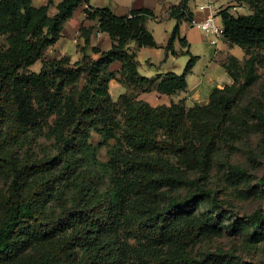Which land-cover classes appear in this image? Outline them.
Returning a JSON list of instances; mask_svg holds the SVG:
<instances>
[{
    "label": "trees",
    "instance_id": "1",
    "mask_svg": "<svg viewBox=\"0 0 264 264\" xmlns=\"http://www.w3.org/2000/svg\"><path fill=\"white\" fill-rule=\"evenodd\" d=\"M31 2L0 0V174L6 184L0 188V264H198L187 248L210 232L207 220L193 215L209 192L180 172H206L242 92L259 77L264 0H244L248 15L218 13L223 37L245 59L231 84L213 88L207 104L189 108L182 99L157 106L137 99L140 92L185 90L196 62L185 51L189 60L181 74L138 73L137 49L157 47L145 28L152 11L118 16L89 0H60L49 16V3ZM81 4L87 5L86 20L95 22L79 28L81 58L46 56ZM167 15L175 26L164 49L177 55L176 40L187 46L179 26L193 20L187 0ZM93 32L111 40L107 51L91 47L96 59L86 53ZM114 62L121 66L117 72L109 69ZM111 79L129 90L115 101L108 93ZM254 117L264 129V113ZM93 133L103 139L106 160L97 155ZM258 183L264 188V175ZM175 184L195 189L182 197L162 190ZM212 206H218L214 199ZM243 218L253 233L264 227V210ZM25 243L39 252L22 253Z\"/></svg>",
    "mask_w": 264,
    "mask_h": 264
},
{
    "label": "rangeland",
    "instance_id": "2",
    "mask_svg": "<svg viewBox=\"0 0 264 264\" xmlns=\"http://www.w3.org/2000/svg\"><path fill=\"white\" fill-rule=\"evenodd\" d=\"M260 53L259 77L242 92L227 121L226 140L211 154L206 172L198 169L180 172L182 178L197 181L209 192L196 202L193 215L206 219L210 232L187 248L198 264H264V227L253 233L243 218L255 210H264V188L258 183L264 175V129L254 117L257 112L264 113V51ZM39 67L40 63H36L31 69L38 71ZM91 141L98 148V157L106 160L103 139L93 133ZM236 169L247 177H241ZM0 188H6L1 174ZM194 189L193 185L175 184L162 190L182 197ZM213 199L217 207L212 206ZM163 204L161 198L157 205ZM38 250L33 244L25 243L22 253L35 255Z\"/></svg>",
    "mask_w": 264,
    "mask_h": 264
},
{
    "label": "crops",
    "instance_id": "3",
    "mask_svg": "<svg viewBox=\"0 0 264 264\" xmlns=\"http://www.w3.org/2000/svg\"><path fill=\"white\" fill-rule=\"evenodd\" d=\"M50 1V2H49ZM180 0H89L93 8L109 7L115 15L124 16L132 9H147L153 12L154 17L145 21V28L151 34L157 47H141L136 51L138 61V73L148 78L158 74H181L189 60L184 52L189 51L196 57V62L191 72L186 77L185 90L173 95H165L156 91L140 92L137 99L145 101L152 106L169 105L171 102L184 100L186 108L194 104H207L209 94L213 88H222L233 82L232 73L244 61V51L230 44L223 36L214 37L211 33H205L197 28L194 23L202 22L209 17H214L215 23L222 27L219 12L227 9L231 15L251 14V8L244 0H187L189 11L192 13L191 23L182 22L179 26L180 38L187 42L183 47L179 40L174 42V50L177 55H166L164 47L175 26V19L168 17L167 11ZM60 0H32L34 7L49 3L48 15L53 16ZM86 4H81L75 9L72 16L63 23L61 37L52 46L45 50L48 57H60L66 55L71 62L81 58L79 45L82 38L79 37V28L92 26L94 21H87L84 9ZM203 8H200L202 7ZM214 41V43H211ZM91 47H97L107 51L111 47V40L106 33L93 32L86 53L96 59L98 54L91 51ZM120 63L114 62L110 71L117 72ZM182 71V72H181ZM181 72V73H180ZM109 96L116 100L121 94L129 90L116 79L108 83Z\"/></svg>",
    "mask_w": 264,
    "mask_h": 264
},
{
    "label": "built area",
    "instance_id": "4",
    "mask_svg": "<svg viewBox=\"0 0 264 264\" xmlns=\"http://www.w3.org/2000/svg\"><path fill=\"white\" fill-rule=\"evenodd\" d=\"M200 8H203V6ZM194 25L205 33L213 34L214 37L223 36V28L215 23L212 16L202 22L194 23ZM211 43H214V41H211Z\"/></svg>",
    "mask_w": 264,
    "mask_h": 264
}]
</instances>
